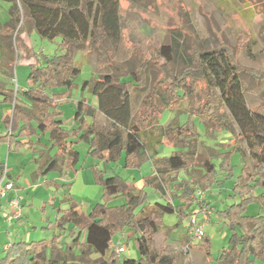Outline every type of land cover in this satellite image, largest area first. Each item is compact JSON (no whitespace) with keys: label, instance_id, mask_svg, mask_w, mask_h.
Wrapping results in <instances>:
<instances>
[{"label":"trees","instance_id":"trees-1","mask_svg":"<svg viewBox=\"0 0 264 264\" xmlns=\"http://www.w3.org/2000/svg\"><path fill=\"white\" fill-rule=\"evenodd\" d=\"M0 1L10 3L8 20L0 21V39L6 44L13 40V44L7 45L10 48L5 63L0 65V94L4 102L13 105L4 118L10 132L0 138L10 146L28 143L35 147L33 137L48 133L57 154L50 157L47 145H42L45 171L58 168L65 160L74 168L80 158L77 145L85 142L88 155L98 161L92 168L96 182L102 187L101 200L90 210L80 212L73 204L62 209L55 220V229L67 230L72 243L65 242L64 246L57 233L51 239L14 241L0 256V264H69L72 260L89 264H176L173 257L154 249V235L164 227L174 228L163 222L166 213L179 216L180 222L176 224L179 227L197 207L209 206L214 210L209 201L197 194V189L211 190L215 184L234 178L235 155L245 161L232 120L241 128L255 165H264V114L247 106L246 69L235 61L229 46L200 47L190 37L183 39L182 30L177 28L170 29L168 39L149 57L141 52L142 40L132 34L129 52H136V64L132 69L118 64L110 58L108 42H120L124 30L129 27L132 30L129 19L136 17L132 6L140 4L136 0H130L127 9H123L122 0ZM25 31H35L49 40L61 37L59 50L47 55L43 62L26 44L22 36ZM84 48L93 50L99 59L113 66L117 78L113 73L102 77L93 74L85 80L81 88L95 95L98 104L83 96L76 103L74 123L65 127L61 103L68 101L79 87L76 78L81 68L75 50L83 54ZM16 56L35 57L29 64L31 84L25 89L12 82ZM150 70L160 75L143 97V111L134 112L129 85L135 87L138 95L145 92ZM166 110L174 114L163 126L161 140L175 150L169 156L153 159L159 175L147 180L156 188L161 181L172 185L177 204L152 203L145 189L137 188L118 174L106 176V170L99 166L100 162L118 161L123 153L126 168L141 167L150 158L146 131L158 124ZM97 112L105 116L108 127H97ZM182 113L188 115L185 122L179 119ZM193 118L204 124L210 137H216L220 131L229 134L228 140L221 143L224 150L206 146L204 153L200 151L201 139ZM4 168L0 161V177ZM6 175L11 181V175L8 172ZM231 194L239 200L222 210L216 209L231 231L228 246L220 250L216 260L218 264L264 263V172H254L244 162ZM116 199L122 202L113 204ZM252 203H257L259 210L248 214ZM128 229L134 232L138 258L117 255L114 236ZM181 241L190 251L205 252L203 264L213 259L208 234L194 241L188 233ZM93 254L99 256L91 258Z\"/></svg>","mask_w":264,"mask_h":264},{"label":"rangeland","instance_id":"rangeland-1","mask_svg":"<svg viewBox=\"0 0 264 264\" xmlns=\"http://www.w3.org/2000/svg\"><path fill=\"white\" fill-rule=\"evenodd\" d=\"M136 1L140 2L136 7L132 6L136 17L129 19L132 30L130 27L124 30L122 41L116 43L108 42V46L111 50V59L127 69H132L136 64V58L134 56L136 52H134V54L133 52H129L133 43L132 34L138 36L142 40L141 52L146 57H149L151 52L156 51L158 46L164 40L168 39V35L171 33L170 29L172 28L181 29L183 39L190 37V39L196 42L200 47L212 48L215 46L227 45L230 47L235 61L247 71L244 76L245 85L247 87L245 90L247 106L264 114V0H150L149 3H147L146 0ZM129 3L130 0H124L122 3L123 9L130 8ZM9 7L10 3L0 1L1 22L5 21L9 16ZM24 37V40L26 39L27 43L32 45L33 51L43 62H45L47 55L54 54L59 50L61 37L49 40L42 38L36 32H33V35L29 32H25ZM11 43L13 44V40L9 42V44ZM16 57L15 85L20 87L27 82L30 66L26 58ZM75 59L81 68V73L76 78V83L79 87L73 90L71 98L68 101L61 103V109L64 112L62 118L66 119L65 127H71L72 123H74L71 115L76 111L77 101L83 96L87 97L90 103L94 105L98 104V99L95 95L89 90H83L81 88L83 82L92 78L93 74L102 77L106 74H114L115 71L113 66H108V64L104 62L105 59H99L97 53L93 50H88V48H84L83 54L80 50H75ZM157 75L160 74H157V72L154 73L153 70L149 71L148 89H146L145 92H139V95L135 87L131 84L129 85V90L132 92L134 112L141 113L143 111V97L149 94L151 84ZM114 76L117 78V75L114 74ZM1 105L2 102L0 101V110ZM186 105V102H184V106ZM172 117V111H164L159 118L158 124L154 123L153 126H149L146 135L149 138L156 137V143L159 142V139H162L161 134L164 124ZM179 119L181 122H185L188 120V115L182 113ZM193 119L198 127L199 137L201 139L200 151L204 153L206 146L222 148V150H224L221 143L228 140L229 134L225 131H220L216 132V137H210L206 133L204 124H202L198 118ZM232 122L238 136V143L244 151L243 158L245 159L244 161L239 154L234 156L235 175L237 176L241 171L244 162H247L253 168L254 172H264V165L256 166L250 156L247 142L241 134V128L235 121L232 120ZM95 123L98 128L108 127L109 125L101 112H97ZM9 132L10 127L4 121V116H0V134L6 135ZM233 142H235V140ZM79 148L82 153L81 162H85L87 144L82 142ZM12 151L9 152L7 145L0 144V157L5 161L6 169H12L14 174L20 172L22 175H20L19 183L28 187L33 182V178L30 174L33 165L29 164V161L25 162L29 158L27 156L29 150L24 148L21 151ZM158 151L160 155H170L173 152V147L167 145L165 142L159 143ZM20 159H24L25 163L22 164ZM88 160L90 162L97 161L91 156H89ZM101 164L102 168L107 170L108 176L118 174L128 182L133 181L134 178L139 179L140 176H144V174L149 172V167H151L150 160L139 168H126L123 161L117 164L112 162H102ZM4 170L5 168L3 172ZM194 172L196 174L198 173L197 170ZM52 173H54V171H52L51 174ZM236 176L215 184L211 190L205 191L204 194V199L209 201L214 208L213 210L209 207V209L212 210L211 223L205 228L206 234L209 235L211 240V251L213 253V259L209 264H218L216 257L220 250L229 244L231 231L227 221L219 216L216 209L222 210L229 204L239 200L238 197H234L231 194L232 185L234 180H236ZM38 187L39 185L37 184L34 189L28 188L29 192L25 190L17 191V194L21 196L20 200L22 199L25 203L23 213L27 217L20 220L19 223L16 221L14 227L9 225L10 223L6 219L9 209H4V211L0 213V256L5 254V246L8 244L10 245V243L16 240L31 242L33 240L51 239L54 234L57 233L62 237V244L64 246L66 243H72V238L67 230L60 231L53 226L55 220L52 219V215L53 213L59 212V206L61 205L60 196L64 192V188L60 187L55 191L52 188L48 189V187L44 185L43 188L45 190L41 188L37 192ZM15 189L16 188L12 189V191ZM147 191L148 200L150 202L161 199L160 193L150 186L147 187ZM100 197L101 192L93 202L100 201ZM163 199L167 201L176 199L170 185L166 186ZM43 205H45L44 208ZM61 206L65 207L64 204ZM258 210L259 205L257 203H252L249 205L248 214H253ZM262 212H264V210H262ZM2 216L4 218H2ZM47 218H50V221L53 223L48 222ZM179 220L180 218L176 214L166 213L163 216V222L166 225H173L174 228L164 227L154 235V249L173 257L176 260V264H203L206 257L205 252L190 251L189 247L186 249V245L181 241V239L189 233V219H184L183 223L178 227L176 224L180 222ZM50 224H52L53 227L49 228V226H51ZM126 231L124 233H116L113 243L117 246L123 244L126 247L127 250L122 255L138 258L139 251L136 247L135 239L131 238V240H124V242H122L123 236L126 235ZM98 256V254H93L91 258H96ZM69 264L89 263L82 260H72ZM260 264L264 263L260 262Z\"/></svg>","mask_w":264,"mask_h":264},{"label":"crops","instance_id":"crops-1","mask_svg":"<svg viewBox=\"0 0 264 264\" xmlns=\"http://www.w3.org/2000/svg\"><path fill=\"white\" fill-rule=\"evenodd\" d=\"M123 1L124 0H122L121 2L123 3ZM8 18H9V16L2 23L6 22L8 20ZM25 32H29V33H31V35H33V32H35V31H25ZM24 33L22 34L23 38H25ZM25 42L28 46L33 48L32 45H29L27 43L26 39H25ZM7 45H9V44H6V42H4L2 39H0V65H2V63H5L4 60L7 59V57H8V49L10 47ZM21 58H23V59L26 58L27 61L29 62V64L35 60V57H33V56L31 58H27V57L22 56ZM33 58H34V60H33ZM12 82L15 83V78L12 80ZM30 84H31V82L29 81V79L27 77V82L25 84L21 85L20 88L25 89L26 87L30 86ZM0 95H1L0 101L2 102L1 110H0L1 111L0 116L1 117L4 116V118H5V116L12 111L13 105L11 103L4 102V96L2 94H0ZM71 117H72V115H71ZM3 135L4 134H0V136H3ZM22 140L27 141L28 138H22ZM33 142L36 143L35 147L31 146L28 143H24L22 145L21 144L20 145L13 144L12 146H10V143L8 141L0 138V144L7 145L9 152H11L12 150L13 151H21L24 148L28 149L29 153L27 154V156L29 158L25 162L29 161V164L33 165L32 171L30 172L31 177L33 178V182L28 187L19 183L20 182V179H19L20 175H22L20 172L18 174H14L12 169L11 170L7 169V172L12 177L10 180L14 183L16 189L14 191L11 190L7 197H5V198L0 197V213H2L4 211V209H7V208L10 210L8 201H9V199H12V198H18L20 201L21 208H22L21 217L14 219L12 221V223H10L9 225L14 227V225H16V224H14L16 221H18V223H19L20 220L27 217L23 213L24 209H25L24 208L25 203L23 202L22 199L20 200L21 196L19 194H17V191L18 190L19 191L25 190V191L29 192L28 188L34 189L35 185H37V184L39 185V187L37 188V192L41 188H43L44 185L46 187H48V189L52 188L55 191L58 190L60 187L64 188V192L60 196L61 197L60 203H61V205L64 204L65 207H62L60 205L59 206V212L53 213L52 219H54V220H56L58 217L61 216V210L62 209L68 208L73 204L77 205V209L80 212H82V211L86 212V211L90 210V208L93 205H95L97 202H99V201L93 202V200L96 199V197L99 195L100 192H101L100 199L102 198V187L96 182L94 172H93V168H92V166L94 164H96L98 161L90 162L88 160L89 155H87L88 154V144L87 143H86L87 144V154L85 155V160H84L85 162H81L82 153L80 151V148H79L80 144H79V145H77V148L80 151V158H79V161L77 162V164L74 166V168L70 167L69 164L67 163V161L65 160L59 165L58 168L53 169V170H49V171H45L46 167L43 166L42 161L45 159L46 155H45V153L44 154L40 153V150L43 148L42 145H44V144L47 145V147L49 149V156L52 158L55 157L57 154V147L53 146V141L50 139V136L48 133H46V134L41 133L38 137L34 136ZM163 142L164 141H162L161 138L159 139V142H157V143H156V137L149 138V142H148L149 155H150L149 160L151 161V167H149V172L144 174V176H140L139 179L134 178V180L131 182H133L137 188H142V189H145L146 191H147V187L150 186L155 191L159 192L161 195V199L156 200V201L167 202V200L163 199V193L166 191V186L169 184L163 183L161 181V183L158 184V186L156 188V187H153L152 185H150L148 183V180H147L148 177H151V176L158 177V175H159V173L157 171H155V169H154L153 159L156 157L169 156V155H160L159 154L158 145H159V143L161 144ZM167 145H169V144H167ZM174 150H175V148L173 147V151ZM0 161L6 167L5 161L3 159H1V157H0ZM20 161H22V164L25 163L24 159H20ZM121 161H123V163H124V154L123 153H122L121 158L118 161L112 162V163L117 164V163H120ZM147 161H145V162H147ZM101 163L102 162H100L99 166L102 168ZM102 169H105V168H102ZM52 171H54V173L51 174ZM50 175H52V176H50ZM113 175H115V174H113ZM106 176H108L107 170H106ZM64 183H70V185L64 186L63 185ZM170 186L172 187V185H170ZM43 190H45V189L43 188ZM172 191H173V187H172ZM175 198H176V195H175ZM156 201H154V202H156ZM172 201H174V203H176V204L178 202L177 199L172 200ZM154 202H152V203H154ZM112 203L113 204H120L121 199H116ZM44 207H45V205H43V208ZM2 218H4V217L2 216ZM47 219H48L47 220L48 222L53 223L50 221V218H47ZM1 221H2V219H1ZM18 223H17V225H18ZM50 225L51 226H49V228L54 226V225L52 226V224H50ZM35 227H37V226H35ZM8 233H10V232H8ZM131 238H134V232L131 229H128L126 231V235L123 236L122 242H124V240H126V241L129 239L131 240ZM8 247H9V244L7 246H5L4 249L6 250ZM3 255H1V256H3Z\"/></svg>","mask_w":264,"mask_h":264},{"label":"built area","instance_id":"built-area-1","mask_svg":"<svg viewBox=\"0 0 264 264\" xmlns=\"http://www.w3.org/2000/svg\"><path fill=\"white\" fill-rule=\"evenodd\" d=\"M6 173L7 169L5 167V170L0 177V197L2 198L7 197L9 191L15 188L14 183L12 181H8ZM197 194L201 198H204L205 191L198 188ZM8 204L10 210L6 216V219L9 223H12L14 219L21 217L22 208L18 198L9 199ZM211 214L212 210L209 209V206H203L197 207L195 212L191 215L189 219V234L192 236L194 241H200L206 235L205 228L211 222ZM186 249H188L187 245ZM125 251L126 247L124 245H116L117 255L121 256Z\"/></svg>","mask_w":264,"mask_h":264}]
</instances>
